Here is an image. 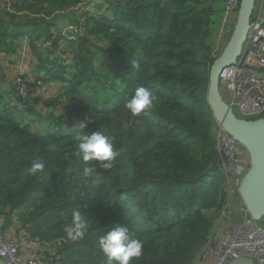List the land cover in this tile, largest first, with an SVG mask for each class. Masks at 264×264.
<instances>
[{
  "label": "trees",
  "instance_id": "16d2710c",
  "mask_svg": "<svg viewBox=\"0 0 264 264\" xmlns=\"http://www.w3.org/2000/svg\"><path fill=\"white\" fill-rule=\"evenodd\" d=\"M86 1L0 0V217L48 249L46 264H107L98 240L116 226L143 243L132 264H191L227 197L206 100L220 0ZM23 45L31 71L17 83L5 67ZM139 87L155 102L132 116ZM97 130L114 138L110 169L76 156V137ZM85 166L103 178L96 194ZM74 211L93 222L71 241Z\"/></svg>",
  "mask_w": 264,
  "mask_h": 264
},
{
  "label": "built area",
  "instance_id": "2783aa9c",
  "mask_svg": "<svg viewBox=\"0 0 264 264\" xmlns=\"http://www.w3.org/2000/svg\"><path fill=\"white\" fill-rule=\"evenodd\" d=\"M239 3L240 0H225L223 3L216 44H213L214 54L223 48L231 35ZM254 10L237 64L224 68L218 77L223 100L238 117L246 120L264 118V0H257ZM22 74L21 71L18 75ZM19 77L16 78L17 83L21 82ZM19 90L21 96L26 95L22 87ZM213 134L221 156L227 197L203 247L191 264H231L240 259L262 264L264 223L250 219L241 203L233 213L236 219L229 218L231 207L236 204L231 191L249 168L248 154L217 124ZM43 252L42 247L25 237L10 242L0 235V259L4 264H46Z\"/></svg>",
  "mask_w": 264,
  "mask_h": 264
},
{
  "label": "water",
  "instance_id": "95a60500",
  "mask_svg": "<svg viewBox=\"0 0 264 264\" xmlns=\"http://www.w3.org/2000/svg\"><path fill=\"white\" fill-rule=\"evenodd\" d=\"M256 1L240 0L231 35L210 67L206 100L214 121L249 156V168L238 184L237 194L249 217L257 222L264 221V119L238 118L223 101L218 80L222 69L237 63L243 44L247 40ZM0 264H4L1 259ZM231 264L254 263L250 260L240 259Z\"/></svg>",
  "mask_w": 264,
  "mask_h": 264
},
{
  "label": "clouds",
  "instance_id": "9594fccd",
  "mask_svg": "<svg viewBox=\"0 0 264 264\" xmlns=\"http://www.w3.org/2000/svg\"><path fill=\"white\" fill-rule=\"evenodd\" d=\"M3 1H4V3L6 2L5 0H3ZM93 2L94 1H86V3L90 6L93 4ZM256 3H257V1H256ZM83 6H86V5H83ZM83 6H80V7H83ZM253 15H254V13H253ZM253 15H252V18H253ZM252 18H251V20H252ZM225 44H224V46H225ZM244 44H243V46H244ZM24 45H23V52L24 51L27 52V50L24 49ZM221 50L219 52H221ZM27 55H28V52H27ZM238 58H237V60H238ZM19 59H21V57H19L16 61H18ZM130 63H131L132 67H137V68L139 67V64L136 61H131ZM232 66H234V65H232ZM19 72H21V71H18L16 73L13 80L16 81V78L20 76L19 78L21 81L22 75H27L28 73H30V72H25L26 74L18 75ZM20 87H22L24 89V91L26 92V88L24 85L17 86L18 89ZM47 88H49V87H47ZM43 92H45V91H43ZM22 97H25V96H22ZM47 97H49V95H47L46 98ZM154 102H155L154 94L148 88L139 87L135 90V92L131 96V98L125 102L124 107L132 116H138L143 111L150 109L153 106ZM238 118H240V117H238ZM260 118H257V119H260ZM257 119H253V120H257ZM262 119H264V118H262ZM77 124H78V122L76 121L75 126ZM216 124L217 123L215 122V125ZM80 127L82 128V127H84V125L81 124ZM213 129H214V127H213ZM213 129H212V133H213ZM113 139L114 138L111 135L106 134L105 131H102V130L93 131L90 134L86 133L83 135H78L76 137V156L79 160H81L83 162L96 161L99 163V167H101L103 169H110L113 167V164L111 162L114 161L117 158V156L119 155V153L117 151L113 150ZM44 170H45V161L42 159H39V158L34 159L28 168L29 174H31L33 176H38V175L42 174L44 172ZM83 175L85 177L91 178L89 181L90 191H92L94 194L98 193L96 190L99 189L100 186L103 184V178L99 174H97L96 168L94 166H85L83 168ZM237 188H238V185L235 188L236 194H237ZM237 196H238V194H237ZM240 203L242 204L241 200H240ZM245 210H246V208H245ZM246 213L248 215L247 211H246ZM248 217H249V215H248ZM235 219H236V217H235ZM92 222L93 221H92V218L90 216L82 213L81 211H74L72 213L71 220L64 226L63 231L66 234L67 239H69L71 241H76V240L82 239L86 235V233L88 232ZM257 222H263L264 223L263 220H260ZM0 235H2V234L0 233ZM22 237H25L26 240H28L32 244H38L36 241H32V240L28 239V237H26L24 234L22 235ZM19 238L20 237H18L16 239V241ZM5 239L8 240L7 238H5ZM8 241H10V240H8ZM10 242H14V241H10ZM98 244H99L101 252L106 257L107 264H114V262H115V264H132V261H134L135 259H138L142 255V248H143L142 241L139 238H133V236L129 232V229L126 226L114 227L112 230L107 232V234H105L99 238ZM39 246L42 247L41 245H39ZM42 248L44 251L46 250L44 247H42ZM43 255H44V252H43Z\"/></svg>",
  "mask_w": 264,
  "mask_h": 264
},
{
  "label": "rangeland",
  "instance_id": "374dc122",
  "mask_svg": "<svg viewBox=\"0 0 264 264\" xmlns=\"http://www.w3.org/2000/svg\"><path fill=\"white\" fill-rule=\"evenodd\" d=\"M222 0H220V3L218 4V6H216V9L217 11L214 13V15L212 16V21H213V24L211 26V32H212V39H211V42H213V44L215 45L216 42H215V36H216V31H217V28L219 27L220 25V21H221V12L219 11L220 7L222 8L223 7V3H221ZM97 3H100V0H95L93 2V4H97ZM92 9V6H90V10ZM103 9H105V6L103 7ZM215 31V33H214ZM217 38V37H216ZM25 41V40H24ZM22 51V50H21ZM20 51V52H21ZM25 55V57H21V59H19L18 61L15 60L14 64H7L9 67H5V71L7 73V77L10 79V80H13L14 76L16 75V73L18 71H22L23 74H26L25 72H30L31 71V68L29 66V56L27 55V53H23ZM55 90V89H54ZM54 90L53 88H47V91L43 92V90H39V96L40 97H43V96H47L49 95V97H52L54 95ZM114 99L113 96H111L109 98V101ZM231 196L234 198V202L236 204H234L232 207H231V215L229 216L230 220H234L235 219V215L233 214L236 210V206L237 204H240V200L236 194V190L233 189L231 191ZM15 220V219H14ZM46 252L48 253V249H46Z\"/></svg>",
  "mask_w": 264,
  "mask_h": 264
},
{
  "label": "crops",
  "instance_id": "0c3cea01",
  "mask_svg": "<svg viewBox=\"0 0 264 264\" xmlns=\"http://www.w3.org/2000/svg\"><path fill=\"white\" fill-rule=\"evenodd\" d=\"M23 53H27L26 51L18 52L15 55L16 60L19 57H25ZM6 67H9L8 65ZM15 219V220H14ZM21 229V224L14 217H10L9 220L5 219V217H0V233L10 241H16L18 237H22L24 234ZM18 234V235H17Z\"/></svg>",
  "mask_w": 264,
  "mask_h": 264
}]
</instances>
